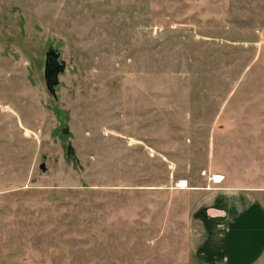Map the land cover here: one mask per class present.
I'll return each instance as SVG.
<instances>
[{
	"label": "rangeland",
	"instance_id": "rangeland-1",
	"mask_svg": "<svg viewBox=\"0 0 264 264\" xmlns=\"http://www.w3.org/2000/svg\"><path fill=\"white\" fill-rule=\"evenodd\" d=\"M214 173L264 189V0H0V264H202Z\"/></svg>",
	"mask_w": 264,
	"mask_h": 264
},
{
	"label": "crops",
	"instance_id": "crops-1",
	"mask_svg": "<svg viewBox=\"0 0 264 264\" xmlns=\"http://www.w3.org/2000/svg\"><path fill=\"white\" fill-rule=\"evenodd\" d=\"M224 180L185 188L194 198L186 213L188 249L202 264H256L264 259V189Z\"/></svg>",
	"mask_w": 264,
	"mask_h": 264
},
{
	"label": "water",
	"instance_id": "water-1",
	"mask_svg": "<svg viewBox=\"0 0 264 264\" xmlns=\"http://www.w3.org/2000/svg\"><path fill=\"white\" fill-rule=\"evenodd\" d=\"M59 54L52 49H48L45 53V63H44V77L47 90L55 97V86L58 84V75L64 70L65 64L63 61L58 59ZM67 129L62 131L65 133ZM73 153V148L68 145L66 149V155L69 156ZM40 168L45 170V164L41 163Z\"/></svg>",
	"mask_w": 264,
	"mask_h": 264
},
{
	"label": "built area",
	"instance_id": "built-area-1",
	"mask_svg": "<svg viewBox=\"0 0 264 264\" xmlns=\"http://www.w3.org/2000/svg\"><path fill=\"white\" fill-rule=\"evenodd\" d=\"M209 181L211 183H214V184H219L223 181L224 179V176L219 174V173H214V174H211L209 175L208 177ZM177 187L179 188H184V187H187V181L185 180H180L176 183Z\"/></svg>",
	"mask_w": 264,
	"mask_h": 264
}]
</instances>
